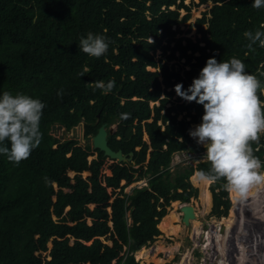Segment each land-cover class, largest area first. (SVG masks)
Here are the masks:
<instances>
[{"label":"trees","instance_id":"obj_1","mask_svg":"<svg viewBox=\"0 0 264 264\" xmlns=\"http://www.w3.org/2000/svg\"><path fill=\"white\" fill-rule=\"evenodd\" d=\"M185 1L0 0V93H24L45 104L39 146L19 164L0 156V264H41L35 252L51 230L60 239L43 264H136L133 253L160 234L157 225L169 204L189 202L197 197L198 186L205 210L211 192V213L226 214V181L210 183L206 193L208 182L195 173L207 172L209 162L170 167L174 153L201 149L188 131L203 114L201 105L179 98L174 85L187 88L213 55L218 62L242 60L246 71L264 82V48L258 43L249 48L244 36L245 31L264 29V8H253L251 0H197V5L213 4L197 18L199 37L192 40L176 38L179 30L172 28L189 18ZM181 9L186 13L180 16ZM88 32L108 38L102 57L80 51L79 40ZM157 50L164 60L155 58ZM176 52L188 65L182 73L168 66ZM110 79L115 86L108 94L95 88L96 82ZM258 95L264 100L262 91ZM155 101L160 103L153 109ZM81 122L86 140L105 123L108 144L128 147L132 162L118 164L110 175L100 174L106 158L102 151L50 133L52 126L68 132ZM113 124L117 127L110 133ZM144 134L148 143H142ZM250 143L264 162V135ZM83 172L89 175L83 177ZM145 176L147 185L123 191ZM53 218L60 223L56 229ZM108 232L112 246L100 240ZM66 234L75 238L74 245L62 237Z\"/></svg>","mask_w":264,"mask_h":264},{"label":"clouds","instance_id":"obj_2","mask_svg":"<svg viewBox=\"0 0 264 264\" xmlns=\"http://www.w3.org/2000/svg\"><path fill=\"white\" fill-rule=\"evenodd\" d=\"M251 6L264 8V0H251ZM244 36L249 48L257 43L264 48V29L245 31ZM149 40L151 44L150 37ZM79 48L89 57L100 58L108 51L109 40L104 35L88 32L80 38ZM114 86L112 79L95 84L104 94ZM174 91L184 101H194L203 108L200 123L188 131L189 137L203 147L202 158L210 163L207 172L198 171L199 179L213 183L223 178L228 190L240 194L264 181V173L258 171L264 162L253 154L250 143L264 134V100L258 95V91H264V82L247 72L242 60L232 57L218 62L213 55L187 88L177 83ZM62 95L63 90H58L57 96ZM44 108L40 99L27 94L0 93V156L13 164L30 156L41 143L39 129Z\"/></svg>","mask_w":264,"mask_h":264},{"label":"rangeland","instance_id":"obj_3","mask_svg":"<svg viewBox=\"0 0 264 264\" xmlns=\"http://www.w3.org/2000/svg\"><path fill=\"white\" fill-rule=\"evenodd\" d=\"M185 3L190 5L189 18L178 25V28L176 26L172 28L179 30L175 36L176 38L187 37L196 40L199 34L196 32L195 22L212 4L208 2L206 4L197 5V0H195L193 4H190L189 0H186ZM185 13L186 11L183 9L180 10V16ZM184 43L183 41V44ZM175 56L176 59L170 60L168 66L182 73L183 69L188 68V65L185 64L184 58L178 56L177 52ZM155 58L159 61L164 60L165 56H162L161 52L157 50L155 52ZM148 69L154 70V68L149 67ZM159 80L161 81L162 78L160 77ZM163 86L164 85H162V87ZM262 95L264 96V91H262ZM163 97L164 95L161 96V98ZM172 100H174V97ZM159 103V101L151 102L150 106L154 109ZM169 105L170 104H166V106ZM161 112L163 113L164 110H161ZM151 117L152 115H150L147 120L151 121ZM197 124L198 123H192L190 129L194 128ZM110 127V130L112 129V133H114L117 124H113ZM63 128L64 127L61 126L59 127V125L52 126L50 133L54 137L61 139L72 137L77 140L79 144L85 145L87 143L92 147L93 136L88 140L84 139L82 122L68 132H62L64 131ZM143 142L148 143L146 134L143 135L142 143ZM111 145L116 148L117 143L113 142ZM199 146L201 149L195 152L182 151L174 153L171 160V169L176 165H195L198 161H204L202 158L204 149L201 145ZM136 149L139 150L140 146H137ZM124 150L127 151L128 147L124 146ZM149 150L150 149H148V152ZM148 156L149 154H147L146 160L142 164L144 167L148 163ZM91 158L92 156H89L88 160ZM117 166L118 162L115 161V159L105 158L100 174L110 175L111 171L116 169ZM258 171L263 172L264 169L261 168ZM195 173L197 174L198 172ZM68 175L72 177L74 173L68 172ZM88 175L89 172L82 173L83 177H87ZM197 180V178L193 179V181ZM147 181L148 177L145 176L143 179L132 182L129 186L125 187L123 191L129 193L131 188L135 186L142 187L147 185ZM205 182L206 181H203V183ZM122 184L123 182L121 181L120 185ZM209 186L210 183L207 184L208 188L205 190L206 193L210 192ZM196 188L197 197L191 198L188 202L194 207L196 217L190 219L188 225L184 224L181 220L182 213L180 211V205L182 203L179 205L178 201H172L166 209L167 213L161 218L157 225L160 234L150 244L142 247L144 248L142 252L136 251L133 253L136 264H264V181L251 185L246 193L240 194L238 197L236 195L235 198V192L226 189L227 197L230 201V208L225 215L221 216L211 213V192V204L208 205V207H210L206 211L199 199V193L202 192V189L200 186ZM113 198L114 197H112L110 201H112ZM202 199L207 201L208 196L205 195ZM90 207H92V205ZM108 212H110V207ZM111 218H113L112 215H110V219ZM53 220L52 228L56 229L59 227L60 223L55 218H53ZM191 220H193V222H191ZM259 221H262V225L259 224ZM109 223L112 226V222L110 221ZM109 235L108 232L101 236L100 239L105 242V244L112 246L113 241ZM66 236L69 235L66 234L62 237ZM69 237V244L74 245V238L71 236ZM59 238L60 235H57L54 230H51L49 239L45 242L44 246L35 253L37 261L42 264L48 260L49 252L55 241ZM123 250H125L124 245ZM111 264L117 263L114 260Z\"/></svg>","mask_w":264,"mask_h":264},{"label":"water","instance_id":"obj_4","mask_svg":"<svg viewBox=\"0 0 264 264\" xmlns=\"http://www.w3.org/2000/svg\"><path fill=\"white\" fill-rule=\"evenodd\" d=\"M210 4H213L212 1H209ZM198 124L200 122H197ZM107 125L105 123L101 124L98 128L96 134L92 138V147L103 152L105 157L115 159L117 162H131L133 157V152H123L121 149H115L108 144L107 140ZM112 133V129L109 131ZM182 213L181 220L184 224H189L190 219L196 217L194 212V207L190 203H184L180 207Z\"/></svg>","mask_w":264,"mask_h":264},{"label":"crops","instance_id":"obj_5","mask_svg":"<svg viewBox=\"0 0 264 264\" xmlns=\"http://www.w3.org/2000/svg\"><path fill=\"white\" fill-rule=\"evenodd\" d=\"M196 172V171H195ZM193 175V174H192ZM189 180H190V177H189ZM191 182V181H190ZM104 186H105V184H103ZM194 186V185H193ZM135 187H137V186H135ZM131 191V190H130ZM111 202V201H110ZM179 203L181 202V201H178ZM91 206V205H90ZM93 206V205H92ZM109 209V208H108ZM109 214H111V208H110V212H109ZM109 225L111 226V224L109 223ZM70 236V235H69ZM69 236H67V237H69ZM103 236V235H102ZM71 237H73V236H71ZM101 237V236H100ZM70 238V237H69ZM74 238V237H73ZM60 239V238H59ZM101 240V239H100ZM74 241H75V238H74ZM102 241V240H101ZM105 243V242H104ZM36 253V252H35ZM48 260H50V256H48ZM47 260V261H48ZM43 264V263H42ZM87 264H89V263H87Z\"/></svg>","mask_w":264,"mask_h":264},{"label":"bare ground","instance_id":"obj_6","mask_svg":"<svg viewBox=\"0 0 264 264\" xmlns=\"http://www.w3.org/2000/svg\"><path fill=\"white\" fill-rule=\"evenodd\" d=\"M195 212V211H194ZM196 214V213H195ZM164 219V218H163ZM190 222V221H189ZM191 222H193V220H191ZM179 231H180V229H179ZM209 232V231H208ZM210 233V232H209ZM222 237V236H221ZM209 238V237H208ZM207 246V245H206ZM207 248V247H206ZM144 248H141L140 250H138L139 252H142V250H143ZM220 250V249H219ZM138 253V252H137ZM238 253H240V252H238ZM221 254V253H220ZM139 255H140V253H139ZM240 257V256H239Z\"/></svg>","mask_w":264,"mask_h":264},{"label":"built area","instance_id":"obj_7","mask_svg":"<svg viewBox=\"0 0 264 264\" xmlns=\"http://www.w3.org/2000/svg\"><path fill=\"white\" fill-rule=\"evenodd\" d=\"M63 132V131H62Z\"/></svg>","mask_w":264,"mask_h":264}]
</instances>
